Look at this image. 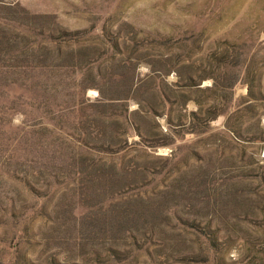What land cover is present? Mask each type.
I'll return each mask as SVG.
<instances>
[{
	"label": "rangeland",
	"instance_id": "374dc122",
	"mask_svg": "<svg viewBox=\"0 0 264 264\" xmlns=\"http://www.w3.org/2000/svg\"><path fill=\"white\" fill-rule=\"evenodd\" d=\"M247 73L264 0H0V264H264Z\"/></svg>",
	"mask_w": 264,
	"mask_h": 264
},
{
	"label": "trees",
	"instance_id": "16d2710c",
	"mask_svg": "<svg viewBox=\"0 0 264 264\" xmlns=\"http://www.w3.org/2000/svg\"><path fill=\"white\" fill-rule=\"evenodd\" d=\"M243 81L247 86V99L260 102L264 98V92L261 90L260 77L258 74L249 75L248 73L243 76ZM216 85V79L212 77V86Z\"/></svg>",
	"mask_w": 264,
	"mask_h": 264
}]
</instances>
